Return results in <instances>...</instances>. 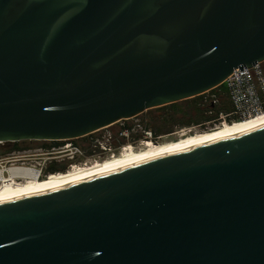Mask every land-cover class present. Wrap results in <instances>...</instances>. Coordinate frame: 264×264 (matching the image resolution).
Listing matches in <instances>:
<instances>
[{
	"label": "water",
	"instance_id": "1",
	"mask_svg": "<svg viewBox=\"0 0 264 264\" xmlns=\"http://www.w3.org/2000/svg\"><path fill=\"white\" fill-rule=\"evenodd\" d=\"M264 59V0H0V142L74 139ZM0 264H264V121L0 202Z\"/></svg>",
	"mask_w": 264,
	"mask_h": 264
},
{
	"label": "built area",
	"instance_id": "2",
	"mask_svg": "<svg viewBox=\"0 0 264 264\" xmlns=\"http://www.w3.org/2000/svg\"><path fill=\"white\" fill-rule=\"evenodd\" d=\"M222 83L225 87V101L229 104L230 110L227 111L223 108V102L217 93L208 94L210 91H205L197 95L202 97L198 103L199 106L206 107L204 112L210 117L209 120L201 124L205 127L194 131V127L185 126L178 128L172 134L176 135V137H181L189 133L211 131L220 128L226 123L244 121L264 114V59L249 67L245 66L243 69L234 68ZM206 94L209 98L205 96ZM115 123L79 138L95 134L109 128ZM129 133L128 126H123L121 135L129 138L131 137ZM107 136L110 137L111 134L108 133ZM160 138H162V135L155 136L151 130H144L140 141L159 144ZM74 139L47 141L50 142L49 145L33 146L19 150L15 152V161L10 163L9 167L30 168L36 171L35 173H37L38 178H44L51 174L47 172V169L53 161L65 162L66 160H70L72 162L71 167H76L79 163L77 158L82 156V149L79 145L73 144L72 140ZM3 175L8 177V171L5 170Z\"/></svg>",
	"mask_w": 264,
	"mask_h": 264
},
{
	"label": "bare ground",
	"instance_id": "3",
	"mask_svg": "<svg viewBox=\"0 0 264 264\" xmlns=\"http://www.w3.org/2000/svg\"><path fill=\"white\" fill-rule=\"evenodd\" d=\"M263 121L264 114L244 121L226 123L215 130L189 133L175 140L163 141L159 144L143 142L137 148L127 144L118 155L110 156L88 166L78 165L67 172L51 173L43 179H39L36 171L30 168L9 167L7 168L8 177L0 171V202L51 190L117 168L182 151L238 133Z\"/></svg>",
	"mask_w": 264,
	"mask_h": 264
},
{
	"label": "flooded vegetation",
	"instance_id": "4",
	"mask_svg": "<svg viewBox=\"0 0 264 264\" xmlns=\"http://www.w3.org/2000/svg\"><path fill=\"white\" fill-rule=\"evenodd\" d=\"M209 119L210 117L207 116V118L201 119L199 121H191L188 123H184L182 125L192 126L194 127L193 128L194 131H198L205 127V126H202L201 124ZM111 130H112V133L110 137L107 136L104 130H101L99 132H96L95 134H90L86 137L75 138L74 140H72L73 144L79 145L80 148L82 149V156L77 158V161H79L78 165L88 166L94 162L103 160L112 155H118L120 151L125 147L124 145L125 142H129L130 145H132L134 148L135 147L137 148L139 145L143 143L140 140L143 137L144 131L135 130V133L132 134L131 137L126 138L125 136L121 135V130H115L114 127L111 128ZM172 133H173L172 131H169L163 134L162 136L167 138ZM153 134L157 136L155 131L153 132ZM25 142H27L26 145H22V144H25ZM33 142L37 144L35 146L49 145V144L43 143L44 141H29V140L0 143V171L1 173L3 174L5 170H7V168L9 167L10 163L15 161V158H16L14 157V155L16 154L15 152L19 150H24L29 147H33L34 145H31ZM71 163L72 162L70 160H66L65 162L53 161L49 165L47 172H50L52 174L67 172L71 170L72 168Z\"/></svg>",
	"mask_w": 264,
	"mask_h": 264
},
{
	"label": "rangeland",
	"instance_id": "5",
	"mask_svg": "<svg viewBox=\"0 0 264 264\" xmlns=\"http://www.w3.org/2000/svg\"><path fill=\"white\" fill-rule=\"evenodd\" d=\"M213 90V89H211ZM209 90L210 92L208 94H216L217 92H214V91H211ZM207 98H209L207 96V94L205 95ZM194 97H191L189 99H185L181 102L182 105L186 106L188 104L187 107L188 108V111H189V115L192 117H196L197 114H195V103L200 101L202 99V97H197L195 96V98L193 99ZM220 99L224 101V95L220 92ZM196 101V102H195ZM199 103V102H198ZM178 104H180V102H178ZM170 106L171 105H166L165 107H156V108H152V109H148L146 111H144L143 113L133 117V118H130V119H122L120 122H117L115 123L114 125L110 126L109 128L107 129H104V132H106V134H111L112 133V130L111 128H115V130H122L123 126H128L129 128V134L132 135L135 133V130H141V131H144V130H151L152 132L155 131L156 128H160L161 130H156L157 133L156 135H163L165 134L166 132H169V131H172L174 132L175 130H177L178 128H181V127H185L183 126L182 124H178L177 122L173 123L172 125V129L169 128L168 126H163V123H162V120L160 118V116L163 114V113H167L170 111ZM198 109H202V110H205L206 107H197ZM200 110V111H202ZM199 111V112H200ZM180 115L179 114H176V117H179ZM183 118H187L186 116H183ZM182 118V119H183ZM131 126V128H130ZM188 127V126H187ZM117 128V129H116ZM155 128V129H154ZM176 138V135H173L171 134L169 137H163L160 138V142H163V141H169V140H175ZM82 140V139H81ZM27 142H25V144H22V145H26ZM38 143V142H37ZM40 143V142H39ZM127 144H130L129 142H125L124 145H127ZM31 145H37L35 142H33Z\"/></svg>",
	"mask_w": 264,
	"mask_h": 264
},
{
	"label": "trees",
	"instance_id": "6",
	"mask_svg": "<svg viewBox=\"0 0 264 264\" xmlns=\"http://www.w3.org/2000/svg\"><path fill=\"white\" fill-rule=\"evenodd\" d=\"M211 91H214V92H217V94L220 96V92L224 95V101L222 100V102H223V108H225L227 111L228 110H230V106H229V104L228 103H226V101H225V98H226V96H225V87H224V85H223V83L222 84H220L219 86H217V87H215V88H213V90H211ZM197 97H199V96H197ZM195 98V97H194ZM193 98V99H194ZM183 101V100H182ZM182 101H179L180 102V104H178V102H175V103H171V104H169V105H171L170 106V111L169 112H167V113H163L161 116H160V118H161V120H162V123H163V126H168L169 128H171L172 129V125H173V123L175 122H177L178 124H184V123H188V122H191V121H199V120H201V119H204V118H207V116L205 115V112H204V110H202L201 108L200 109H198L197 107H201V106H199V104H198V102H196L195 103V106L196 107H194L195 108V114H197V116L196 117H191L190 115H189V111H188V108L189 107H187L188 106V104L186 105V106H184V105H182L181 104V102ZM166 105H164V107H165ZM161 107H163V106H161ZM158 108V107H157ZM200 110H202V111H200ZM200 111V112H199ZM176 114H179L180 116L179 117H176ZM183 116H186L187 118H183ZM183 118V119H182ZM155 129V128H154ZM156 130H161L160 128L158 129V128H156L155 129V132L157 133V131ZM43 143H45V144H50V142H47V141H44Z\"/></svg>",
	"mask_w": 264,
	"mask_h": 264
}]
</instances>
